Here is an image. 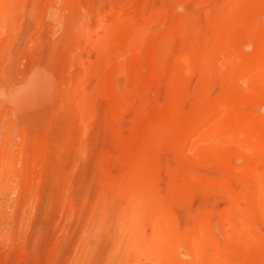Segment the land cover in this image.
Masks as SVG:
<instances>
[{"label": "rangeland", "instance_id": "obj_1", "mask_svg": "<svg viewBox=\"0 0 264 264\" xmlns=\"http://www.w3.org/2000/svg\"><path fill=\"white\" fill-rule=\"evenodd\" d=\"M1 7L0 264H264V0Z\"/></svg>", "mask_w": 264, "mask_h": 264}, {"label": "bare ground", "instance_id": "obj_2", "mask_svg": "<svg viewBox=\"0 0 264 264\" xmlns=\"http://www.w3.org/2000/svg\"><path fill=\"white\" fill-rule=\"evenodd\" d=\"M4 1H7V0H4ZM9 1H10V0H9ZM5 3H6V2H5ZM2 6H3V4H2ZM0 10H2V7L0 8ZM6 10H7V9H6ZM3 11H4V8H3ZM1 12H2V11H1ZM6 12H7V11H6ZM6 12H5V14H7ZM3 13H4V12H3ZM32 13H33V12H32ZM4 16H5V15H4ZM0 19H1V17H0ZM14 19H15V18H14ZM5 21H6V20H5ZM3 22H4V21H3ZM8 22H9V21H8ZM10 22H11V21H10ZM5 24H6V22H5ZM11 24H12V23H11ZM0 26H1V25H0ZM11 28H12V27H11ZM35 85H36V84H35ZM45 87H46V84H44V85H43V84H42V85H41V84H40V85L37 84L36 87H35V88L33 89V91H32V96L35 95V94H39V95H40V92H41V91L43 90V88H45ZM43 91H44V90H43ZM44 92H45V91H44ZM44 92H43V93H44ZM41 93H42V92H41ZM39 95H37V96H39ZM41 95H42V94H41ZM43 95H44V94H43ZM43 95H42V96H43ZM46 95H47V94H46ZM46 95H45V96H46ZM37 96H35V97H37ZM27 97H28V96H27ZM39 97H41V96H39ZM42 98H43V97H42ZM38 100H39V99H38ZM3 185H4V184H3ZM6 187H7V186H6ZM1 208H2V207H1ZM107 220H108V219H107ZM125 226H126V225H125ZM90 232H91V231H90ZM121 237H122V236H121ZM123 237H124V236H123ZM116 238H117V237H116ZM121 240H122V239H121ZM117 241H118V240H117ZM121 242H122V241H121ZM112 245H113V244H112ZM126 247H127V246H126ZM110 250H111V249H110ZM107 259H108V258H107ZM76 263H77V262H76Z\"/></svg>", "mask_w": 264, "mask_h": 264}]
</instances>
